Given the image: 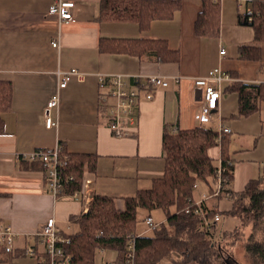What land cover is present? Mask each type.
Returning a JSON list of instances; mask_svg holds the SVG:
<instances>
[{"label": "crops", "instance_id": "0c3cea01", "mask_svg": "<svg viewBox=\"0 0 264 264\" xmlns=\"http://www.w3.org/2000/svg\"><path fill=\"white\" fill-rule=\"evenodd\" d=\"M56 1L0 0V80L14 85L13 103L3 115L5 130L0 133V222L17 233L14 249L0 251V264H38L37 255L25 254V248L33 245L38 253L43 252L37 233L47 220L55 217L60 231L69 234L79 230L77 219L84 214L81 201L67 195L54 197L43 168L25 166L24 154L55 146L97 154L95 191L114 196L117 207L123 209L125 196L150 187L163 174L165 125L191 129L203 124L204 99L195 85L196 77L220 67L233 76V82L264 81V42L256 43L253 28L238 22L241 9L235 0L221 2L218 37L200 36L195 31L203 0H181L182 7L172 19L155 20L145 31L134 21H100V0H75V19L61 21L49 12ZM102 37L165 38L180 51L181 60L141 61L129 54L100 52ZM56 39L59 46L53 45ZM252 44L261 45V59L240 58L239 47ZM223 47L225 54H221ZM74 67L86 72V79L79 81L74 76L66 87L59 88L58 71ZM98 73L160 74L170 84L157 89L153 99H146L143 92L137 125L130 135L117 137L100 112ZM230 82H223L219 107L207 126L219 130L222 124L232 129L230 188L240 191L250 179L264 177V98L254 113L233 116L239 108V95L230 90ZM57 92L59 106L51 116L58 125L47 127L45 109ZM211 153L219 164L221 146ZM206 191L207 186L199 183L194 199ZM213 201L205 203L220 209L222 199ZM117 258L116 250L99 249L97 264Z\"/></svg>", "mask_w": 264, "mask_h": 264}, {"label": "trees", "instance_id": "16d2710c", "mask_svg": "<svg viewBox=\"0 0 264 264\" xmlns=\"http://www.w3.org/2000/svg\"><path fill=\"white\" fill-rule=\"evenodd\" d=\"M252 5V13L238 5L241 9L238 22L251 26L255 42L261 43L264 42V0H253ZM181 7V0H100L98 19L134 21L145 31L155 20L172 19ZM195 31L200 36L220 35V2L203 0L195 21ZM99 50L133 55L141 61L152 58L178 63L181 60L180 51L171 47L168 39L159 37H102ZM261 53L259 44L239 47V57L243 59L260 60ZM261 72L264 74V64ZM229 88L239 95V108L233 116L249 115L260 109L264 81H232ZM13 93V82L0 80V133L5 130L3 115L11 109ZM100 112L104 114L101 108ZM105 118L108 121V117ZM218 135L217 129L206 124L191 129L165 125L163 174L154 178L150 187L125 196L123 209L117 207L114 196L97 193L88 212L77 219L79 230L65 234L71 238L64 249L72 255V264H97L99 249L116 250L118 258L115 263L124 264L131 234L136 235L137 264H157L163 258L172 257L174 252L180 254V259H175L174 264H230L227 252L238 241H243L246 254L252 259L251 264H264V177L250 179L240 191L229 189L232 206L223 211L239 219L240 224L235 229H225L218 234L216 221L211 228L202 230V217L194 212V184L204 183L207 190L212 191L217 182L219 164L211 152L218 145ZM229 135H225L221 143L223 164L231 167V171L227 169L224 172L228 185L233 179L234 169L228 164L232 160ZM61 157L67 158V164L62 168L66 194L82 189L84 179L90 173H96L99 166L97 154L73 153L65 146L62 147ZM24 162L25 166L43 167L40 161L26 159ZM69 176L73 178L67 179ZM172 207L175 209L172 210ZM187 207H192V210L187 212ZM203 207L208 216L218 212L206 203ZM141 208L146 210L144 219L152 216L155 209L166 213L165 222L153 227L152 234L138 233V211ZM247 228H250L248 236ZM3 250L6 248L0 244V251Z\"/></svg>", "mask_w": 264, "mask_h": 264}, {"label": "built area", "instance_id": "2783aa9c", "mask_svg": "<svg viewBox=\"0 0 264 264\" xmlns=\"http://www.w3.org/2000/svg\"><path fill=\"white\" fill-rule=\"evenodd\" d=\"M215 2H223L224 0H213ZM238 5L252 13L253 0H236ZM76 5L75 0H57L51 5L49 12L59 17L61 21H72L75 19L73 8ZM54 46H59V39L53 41ZM226 49H221V54H225ZM77 77L79 81L86 79L87 73L74 67L68 71H58L59 88L66 87L72 77ZM99 84V107L101 111L108 117L109 127L113 134L117 137H124L131 134L133 128L138 122V108L142 100V93L144 92L146 99H153L155 91L159 88L169 86L170 79L160 74H122V73H98ZM174 81H179V77H173ZM233 76L224 69L216 67L210 71L207 76H199L195 78V85L203 93L204 104L200 113V121L203 124L211 120L212 112L216 111L220 104V99L223 93V82L233 81ZM143 95V96H144ZM59 106V94L55 93L49 100L45 109V120L47 127L57 126L58 123L51 116V111ZM217 142L221 146L222 139L226 134L231 133L232 129L221 124ZM62 146H55L53 148H38L30 153L24 154L25 159L31 161H40L43 163L44 175L46 178L49 191L54 197L59 198L67 195L84 204L83 212H88L90 205L95 197L94 182L96 176L90 173L85 179L82 189L76 190L73 193L66 194L64 192L65 185L62 179V168L67 164V158L61 157ZM228 164L233 166V160H229ZM227 168L223 164L221 158L216 175V185L212 191L202 193L201 197L195 203L194 212L202 217L201 229H208L212 227L215 221L220 220V215L216 214L214 217L207 215L202 202L210 197H228L232 196L229 190L227 180L224 172ZM67 178V177H66ZM69 176L67 179H72ZM196 182L194 187H198ZM187 212L192 210V207L186 208ZM150 227H155L153 217H148L146 220ZM40 243L44 250L38 253L33 245L26 246L25 254L38 257V264H72V255L67 253L64 245L69 243L71 238L63 234L57 226L55 217H50L45 223L43 229L37 233ZM17 233L11 225L2 224L0 222V244L6 250L14 249V241ZM136 235H130L125 253L124 264H136ZM104 264H116L113 260H108Z\"/></svg>", "mask_w": 264, "mask_h": 264}, {"label": "rangeland", "instance_id": "374dc122", "mask_svg": "<svg viewBox=\"0 0 264 264\" xmlns=\"http://www.w3.org/2000/svg\"><path fill=\"white\" fill-rule=\"evenodd\" d=\"M207 124L208 123H206V125ZM93 174H95V173H93ZM194 189L196 190L197 187L196 188L194 187ZM209 192H210V190H209ZM96 194L97 193L95 191V195ZM212 198L214 200L213 204H214V202H218L219 199H222V202H221V205H220V209L214 208V209H218V212L216 214H219L220 217H221L220 220H218V222H217L218 223V225H217L218 226L217 233L220 234L222 232V230H225V229H229V230L235 229L240 224L239 219L237 217H235L234 215L223 211V210H227V209L229 210L231 208L232 200L229 199L228 197H222V196H220V197H210L209 199H212ZM198 200L199 199H194V205H195L196 201H198ZM205 202H206V200L202 202V205ZM174 209L175 208L172 207V210H174ZM151 215H152L151 217H153L154 222L157 224V226H159L160 223L165 222V220H166V213L162 209H155L152 212ZM214 216H210V217H214ZM145 217H146V210L143 209V208L139 209V211H138V220H137L138 233H141V234H152L151 229L153 227H150L147 224L146 220H147L148 217L146 219H144ZM200 228H201V225H200ZM249 229L250 228H247V230H246V236H248L250 234V230ZM131 235H135V234H131ZM137 236H139V235H137ZM227 255H229V261H230L229 263L230 264H251V262H252V259L249 256H247V254H246L243 241H238L233 246H231L229 248V251L227 252ZM175 259L176 260L180 259V254L178 252L172 253V257H166V258L161 259L160 261L157 262V264H174V260ZM136 264H137V262H136ZM189 264H197V263H189Z\"/></svg>", "mask_w": 264, "mask_h": 264}]
</instances>
